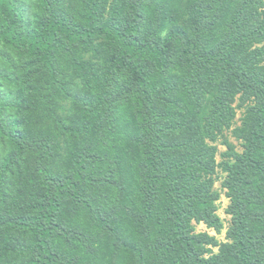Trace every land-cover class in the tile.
<instances>
[{
  "label": "trees",
  "instance_id": "obj_1",
  "mask_svg": "<svg viewBox=\"0 0 264 264\" xmlns=\"http://www.w3.org/2000/svg\"><path fill=\"white\" fill-rule=\"evenodd\" d=\"M0 264H264V0H0Z\"/></svg>",
  "mask_w": 264,
  "mask_h": 264
},
{
  "label": "rangeland",
  "instance_id": "obj_2",
  "mask_svg": "<svg viewBox=\"0 0 264 264\" xmlns=\"http://www.w3.org/2000/svg\"><path fill=\"white\" fill-rule=\"evenodd\" d=\"M241 118H242V110H238L237 118H236L235 123H234V127L240 125ZM225 135H226L225 139H227L229 142L234 144L236 149H237V151L241 153L243 151L242 142L239 141V140H236L233 137L231 131L226 132ZM223 140H224V138H221L215 144L218 147V149H219L218 154H217L218 162H222V154L227 151V147L224 145ZM216 178H217V182H216V186L215 187L220 192V199L217 202V207H218L217 214L221 217V219L223 221V224H224V228H223V230H222V232L220 234H217L214 230L208 229L206 227V225H204L202 223L201 224H195V226H196V231L197 232H208V233L216 236L217 239L220 242H227L226 232H227V229L229 227L231 217L226 214V210H227V208H228V206L230 204V201H229V199L226 196L225 190H223V188L221 187L222 182L226 178V173H224L222 170L219 169L218 172H217ZM213 252L217 253L218 252V248H213Z\"/></svg>",
  "mask_w": 264,
  "mask_h": 264
}]
</instances>
